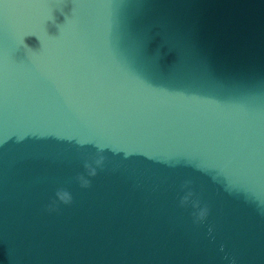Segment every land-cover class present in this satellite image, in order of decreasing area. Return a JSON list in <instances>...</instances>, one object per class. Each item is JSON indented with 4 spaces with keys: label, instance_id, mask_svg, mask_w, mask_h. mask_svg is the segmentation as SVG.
<instances>
[{
    "label": "water",
    "instance_id": "95a60500",
    "mask_svg": "<svg viewBox=\"0 0 264 264\" xmlns=\"http://www.w3.org/2000/svg\"><path fill=\"white\" fill-rule=\"evenodd\" d=\"M0 264H264V0H0Z\"/></svg>",
    "mask_w": 264,
    "mask_h": 264
},
{
    "label": "clouds",
    "instance_id": "9594fccd",
    "mask_svg": "<svg viewBox=\"0 0 264 264\" xmlns=\"http://www.w3.org/2000/svg\"><path fill=\"white\" fill-rule=\"evenodd\" d=\"M103 163H104V158L102 156L94 161L95 167H93L92 164H87L86 163L85 164V168L87 169L88 176L94 177L96 175V168L102 167ZM78 179H79L81 187L88 188L90 186V181L88 179H86L84 176H80V177H78ZM191 195L192 194L189 193L187 196H185L182 199L181 204L182 205L187 204L189 202V197ZM56 199L60 203L65 204V205L70 204L72 202L71 195L67 191H64V190L57 191ZM193 206L195 208H199V204L198 203L194 204ZM49 210L50 211L56 210V201L52 202V205L49 207ZM206 215H207V209L206 208L200 209L198 211V213H196L197 221H202L206 217Z\"/></svg>",
    "mask_w": 264,
    "mask_h": 264
}]
</instances>
